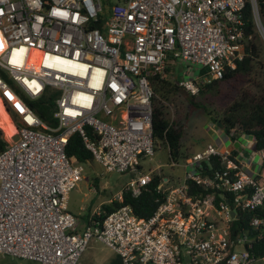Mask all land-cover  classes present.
Returning <instances> with one entry per match:
<instances>
[{
    "label": "built area",
    "instance_id": "obj_1",
    "mask_svg": "<svg viewBox=\"0 0 264 264\" xmlns=\"http://www.w3.org/2000/svg\"><path fill=\"white\" fill-rule=\"evenodd\" d=\"M114 1L0 0V104L15 130L0 151V255L79 264L95 239L121 264H264L255 251L257 241L264 244V178L211 144L184 160L179 184L162 178L156 190L163 197L146 220L124 206L99 224L98 208L80 229L68 211L82 172L65 155L72 135L104 172H138L123 188L137 197L161 176L140 165L156 153L149 78L184 62L195 75L183 73L177 85L195 96L244 57L246 0ZM249 3L264 44L257 0ZM14 88L29 102L51 97L56 126ZM121 200L122 190L114 195ZM240 213L251 216L237 226Z\"/></svg>",
    "mask_w": 264,
    "mask_h": 264
},
{
    "label": "trees",
    "instance_id": "obj_2",
    "mask_svg": "<svg viewBox=\"0 0 264 264\" xmlns=\"http://www.w3.org/2000/svg\"><path fill=\"white\" fill-rule=\"evenodd\" d=\"M103 4L108 7L109 0H103ZM257 6L261 22L264 26V0H257ZM242 17L244 35L246 37L242 61L237 63L234 70L224 69L220 79L212 80L203 85L199 89L198 94L195 95L208 101L211 97H220L221 94L218 93L223 88L228 87L229 91L235 92L236 96L230 102L223 104V109L220 112H216L215 109L208 110L205 104L194 102L195 96H190L188 100L194 108L201 110L213 123L219 122L224 133L230 136L231 140H235L240 135L251 136L255 140L256 150L261 152L264 150V66L259 61L262 49L259 42H257L259 36L255 32L249 0L245 2ZM248 36H251L250 40L247 39ZM167 67L165 74L169 72ZM149 85L151 88L152 133L155 148L157 147V143L164 146L167 149L168 160L178 164L180 160L186 159L180 151L183 126L177 121L168 120L166 114L168 107L166 103L172 95L176 96L181 88L174 79L166 80L160 75L151 76L149 78ZM14 89L39 119L52 127L56 126V121L52 117L54 104L51 97L45 96L36 102H29L18 89ZM6 109L14 123L18 126L17 114L9 106ZM6 146L7 142L0 130V151H3ZM236 154L234 151L233 155L235 156ZM65 155L68 160L72 161L73 165L84 166L94 162L91 153L85 148L81 138L77 134L69 138L65 147ZM211 167L222 168V165L219 161H213ZM162 178V176L154 175L149 184L145 186L137 197L132 196L129 191L122 189V200L120 202L111 201L101 205L100 216L95 217V220L101 224L108 214L124 206L129 207L137 218L148 219L152 216L158 205L157 200L161 201L163 197V194L156 190ZM256 179L258 178L256 177ZM240 215L241 218L236 223L237 226L247 222L251 216L248 213H240ZM88 218L89 214L82 217L83 220L87 221L86 224L88 223ZM255 251L256 254L263 255L264 244L257 241L255 243ZM109 264H121V260L118 256H114L109 261Z\"/></svg>",
    "mask_w": 264,
    "mask_h": 264
},
{
    "label": "rangeland",
    "instance_id": "obj_3",
    "mask_svg": "<svg viewBox=\"0 0 264 264\" xmlns=\"http://www.w3.org/2000/svg\"><path fill=\"white\" fill-rule=\"evenodd\" d=\"M114 3L115 1L111 0L110 5H113ZM257 42H259L262 49L259 61L262 62L264 66V44L260 36ZM168 66L169 67L167 68L169 69V72L164 76L166 80L174 79L175 82H180L184 80L183 73H187L189 71L190 74L186 79H192L195 75V69L189 67V65L184 62L179 61L173 64L169 63ZM218 94H221L220 97H211V99H209L208 101L195 96L193 101L199 104H205V106L208 107V110L215 109L216 112H220L223 109V104H225L226 102H230L236 96L235 92H230L228 87L223 88ZM188 99H190V95L180 89L177 92V95H172L169 98V101L166 103L168 107L166 114L169 121L174 120L180 123L182 121L184 126V134L181 138V142L184 145L191 144L196 136H198L199 138V143L202 144L205 142L206 136L201 129L200 122L203 121L206 116L201 110L194 108L189 103ZM185 119L186 122H184ZM0 130L2 131L1 128ZM2 133L4 136L3 131ZM10 138L11 137H4L7 142L10 141ZM157 145L159 144L157 143L156 146ZM162 149L163 148L160 147L159 150H156V152L159 153H157L158 156L153 162H142L140 164L141 168L143 170H147L149 168L157 169L161 173L160 175L172 178V181L181 178L184 172L181 161L178 162V164L180 165H178V167L174 169H169L165 166H158V160H160L161 164L167 163L168 161L165 150ZM181 152L186 153L187 150H181ZM187 157L191 156L188 155ZM81 168V179L77 182L74 189L68 195V211L73 216L78 217V219L80 220L79 224L80 222L83 223L82 217L96 211L101 207V205L114 201V195L125 187L127 181L131 177H135L138 175V172L132 173L131 176L106 173L95 162L88 163L87 165L81 166ZM173 170L174 172L172 173L171 171ZM112 257L113 253L107 247L99 243L97 240L91 239L86 251L81 256L79 264H109V261L112 259ZM0 264L37 263L26 260L10 259L8 257L0 255Z\"/></svg>",
    "mask_w": 264,
    "mask_h": 264
},
{
    "label": "crops",
    "instance_id": "obj_4",
    "mask_svg": "<svg viewBox=\"0 0 264 264\" xmlns=\"http://www.w3.org/2000/svg\"><path fill=\"white\" fill-rule=\"evenodd\" d=\"M186 122V119L185 121ZM180 123V122H179ZM201 123V129L203 131V133L206 136L205 142L200 144L199 143V138L198 136H196L191 144L188 145H184L181 140H180V151L181 150H187L186 153H182L183 157L185 156V158H188V155H193L197 152H200L201 150H203L205 148L206 145L211 144L219 149H227V150H232L233 152L235 151L237 154V158L239 159V161L243 164V168L245 171H247V173H249L250 175L254 176V177H258L260 176L261 179L264 178V173L262 171L263 168V161L261 158V154L260 152H258L256 150V146H255V140L253 139V137L251 136H245V135H240L237 136L235 140H231L230 136H227L223 129L221 128V126H218L217 123H213L211 120H209L207 117H205V119L203 121L200 122ZM181 125L183 126V123L181 121ZM183 134H184V126H183ZM235 142H238V147L243 151V153L238 152L235 150V148L233 147V144ZM160 147H162V150H165L166 156H167V149L164 146L161 145H157V148L155 150H159ZM159 152L155 153L154 158L151 160L152 162L157 158ZM245 155L247 157H245ZM168 160V157H167ZM157 161V160H156ZM182 162V167L183 166V162L184 160H180ZM179 161V162H180ZM159 164L158 166H165L169 169H174L176 167H178V165L180 164H176L175 167H170V165L172 164V162H170L169 160L167 161V163H160V160L157 161ZM151 163V162H149ZM175 164V163H173ZM143 170V169H142ZM146 170H143V172H145ZM186 168H184V172H183V176L181 178L176 179L175 181H172V178H168V177H164V180L167 179L170 185H177L179 184L184 177V174L186 173ZM172 173L174 172L171 171ZM161 174V173H160ZM109 202V201H106ZM76 217V216H75ZM78 219V217H76ZM78 221H80L78 219ZM86 220H83V223L80 222L79 224V228L83 229V227L86 224ZM115 255L113 254V257ZM112 257V258H113Z\"/></svg>",
    "mask_w": 264,
    "mask_h": 264
},
{
    "label": "bare ground",
    "instance_id": "obj_5",
    "mask_svg": "<svg viewBox=\"0 0 264 264\" xmlns=\"http://www.w3.org/2000/svg\"><path fill=\"white\" fill-rule=\"evenodd\" d=\"M0 128L4 132L5 138H9L15 133V130L11 124V121L9 117L7 116V114L4 112L1 104H0Z\"/></svg>",
    "mask_w": 264,
    "mask_h": 264
},
{
    "label": "water",
    "instance_id": "obj_6",
    "mask_svg": "<svg viewBox=\"0 0 264 264\" xmlns=\"http://www.w3.org/2000/svg\"><path fill=\"white\" fill-rule=\"evenodd\" d=\"M217 125H218V126H221V124H220L219 122L217 123ZM238 145H239L238 142H235V143L233 144V147L235 148L236 151L243 153V151L238 147ZM245 157H247V156L245 155ZM231 215L234 216L236 219L239 218V216H238V215H237V216L234 215V213H233L232 211H231Z\"/></svg>",
    "mask_w": 264,
    "mask_h": 264
}]
</instances>
